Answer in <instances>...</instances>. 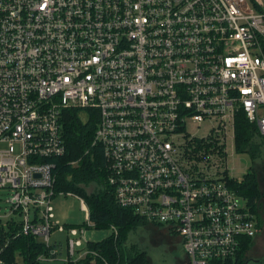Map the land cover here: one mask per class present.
Returning a JSON list of instances; mask_svg holds the SVG:
<instances>
[{"label":"built area","instance_id":"obj_1","mask_svg":"<svg viewBox=\"0 0 264 264\" xmlns=\"http://www.w3.org/2000/svg\"><path fill=\"white\" fill-rule=\"evenodd\" d=\"M66 109L97 112L91 146L117 205L166 224L188 264L233 258L257 235L246 201L207 168L239 114L264 140V0H0V189L22 216L13 238L43 248L10 259L1 248L0 264L90 254L73 258L91 226L79 195L87 222L68 230L79 238L65 256L50 240L65 229L53 221L51 159L65 153ZM204 122L203 138L187 133Z\"/></svg>","mask_w":264,"mask_h":264},{"label":"trees","instance_id":"obj_2","mask_svg":"<svg viewBox=\"0 0 264 264\" xmlns=\"http://www.w3.org/2000/svg\"><path fill=\"white\" fill-rule=\"evenodd\" d=\"M82 112L78 109L63 111L61 126L65 153L60 158L51 159L55 164L54 190L84 198L90 222L102 228L113 226L116 234L113 232L106 240L89 243V256L77 264H148L146 252L132 244L126 246L129 232L147 223L134 215L130 209L117 205L113 190L107 182L108 170L105 168L103 154L100 148L91 146L97 112L86 111V117L82 116ZM234 135L235 149L238 152H248L252 161L259 152L264 153V140L257 134L255 127L245 120L243 114L236 117ZM198 149L192 150L190 154H194ZM75 161L78 162L76 166L72 165ZM223 178L228 187L242 197L251 211L256 213L260 191L251 168L241 180L229 179L226 176ZM16 225L8 223V226ZM258 226L260 227V220ZM14 231L15 228L10 232L9 240L5 242L3 229L0 228V249L4 248L7 258H13L12 255L17 251L24 255H36L43 250L41 241L24 235L13 238L16 234ZM252 240L250 237L243 239L233 258L212 260L208 264H245L243 258Z\"/></svg>","mask_w":264,"mask_h":264},{"label":"rangeland","instance_id":"obj_3","mask_svg":"<svg viewBox=\"0 0 264 264\" xmlns=\"http://www.w3.org/2000/svg\"><path fill=\"white\" fill-rule=\"evenodd\" d=\"M83 111L81 114L86 117ZM186 131L190 135L203 138L210 131V124L204 122L203 125L190 123L186 127ZM225 155L213 154L211 157L210 170L216 178L226 176L229 179L241 180L242 176L251 168L257 178L258 191L260 198L256 204V217L260 220V227L257 235L250 243L248 250L244 255L245 264H264V153L255 156V160H251L248 152H238L234 147V138L230 133L224 147ZM78 162H72L76 166ZM203 167V165L201 166ZM206 169V170H207ZM96 186V184H94ZM92 188V187H91ZM91 190V189H90ZM12 192L10 189H0V228L3 229L4 241L7 242L10 238V232H18L17 226L21 223L22 216L9 213L10 203L9 198ZM52 212L53 221L58 222L64 227V232L53 231L50 235V240L54 244L62 245V254L66 255L67 237L78 239V236H70L69 228L84 226L87 222V213L81 208L80 199L65 193L64 191L52 197ZM32 215V214H31ZM14 221L16 226H8V222ZM90 227L86 228L85 241L75 247L74 259L79 256H84L88 250L89 243L100 242L106 240L107 237L113 234V227H97L94 223H90ZM126 246L135 245L147 253L148 264H187V257L183 250V243L179 236L168 230V226L154 224H142L129 232ZM85 258L77 260L73 264L85 261ZM95 258V257H94ZM100 258V257H99ZM16 264H22V258L19 256L15 259Z\"/></svg>","mask_w":264,"mask_h":264},{"label":"crops","instance_id":"obj_4","mask_svg":"<svg viewBox=\"0 0 264 264\" xmlns=\"http://www.w3.org/2000/svg\"><path fill=\"white\" fill-rule=\"evenodd\" d=\"M187 264H188V259H187Z\"/></svg>","mask_w":264,"mask_h":264},{"label":"bare ground","instance_id":"obj_5","mask_svg":"<svg viewBox=\"0 0 264 264\" xmlns=\"http://www.w3.org/2000/svg\"><path fill=\"white\" fill-rule=\"evenodd\" d=\"M174 234V233H173Z\"/></svg>","mask_w":264,"mask_h":264}]
</instances>
